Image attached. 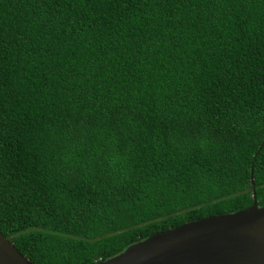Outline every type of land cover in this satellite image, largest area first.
I'll list each match as a JSON object with an SVG mask.
<instances>
[{
    "label": "trees",
    "instance_id": "16d2710c",
    "mask_svg": "<svg viewBox=\"0 0 264 264\" xmlns=\"http://www.w3.org/2000/svg\"><path fill=\"white\" fill-rule=\"evenodd\" d=\"M253 189L264 0H0V232L32 263L96 264Z\"/></svg>",
    "mask_w": 264,
    "mask_h": 264
},
{
    "label": "water",
    "instance_id": "95a60500",
    "mask_svg": "<svg viewBox=\"0 0 264 264\" xmlns=\"http://www.w3.org/2000/svg\"><path fill=\"white\" fill-rule=\"evenodd\" d=\"M252 198L242 210L156 232L96 264H264V206L254 189ZM0 264L34 263L0 232Z\"/></svg>",
    "mask_w": 264,
    "mask_h": 264
}]
</instances>
